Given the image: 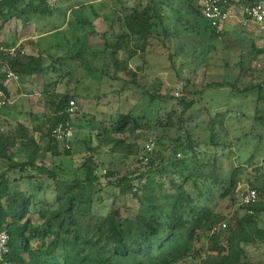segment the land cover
Wrapping results in <instances>:
<instances>
[{"label": "trees", "instance_id": "obj_1", "mask_svg": "<svg viewBox=\"0 0 264 264\" xmlns=\"http://www.w3.org/2000/svg\"><path fill=\"white\" fill-rule=\"evenodd\" d=\"M103 2L107 3L104 16L94 3L79 0H0V32L11 22L23 28L34 25L38 39L52 40L46 48L38 41L35 55L23 52L25 44L18 48L0 44L4 49L0 92L7 99V73L15 75L17 82L42 81V112L39 119H31L30 128L5 114L7 105L0 109V231L8 236V254L0 264H264V227L260 226L264 163H254L255 152L264 146V134L259 132H264V68L258 83L243 87L239 85L249 69L242 61L233 67L225 64L220 79L198 92H190L189 80L181 78L178 99L174 94H148L151 102H175L154 120L117 112L98 129L94 146L89 137L83 142L89 156L80 166L82 178L57 179L59 167L46 163L48 156H70V149L55 141L52 131L60 124L72 125L69 103L79 99L73 90L60 93L56 82L44 81L51 63L77 61L78 67L99 80L117 81L119 74H125L135 83L148 56L166 55L170 62L182 56L181 68L205 64L207 53L225 36V31L217 33L204 21L199 0ZM227 2L253 6L264 0ZM86 12L107 25L104 33L96 32ZM53 17L65 21L42 31L41 23ZM62 44L67 51L54 59L51 51L62 49ZM254 54H264V49ZM48 59L54 61L47 64ZM68 75L70 71L63 76ZM212 89L227 90L229 96L253 95L249 134L230 138V119L239 113L238 121L246 118V110L240 107L228 106L215 115L206 108L204 120L193 112L202 94ZM198 125L208 133L203 142L193 135ZM92 128L98 127L93 124ZM139 131H153L152 138L143 139ZM249 136L257 143L247 160H242L233 147ZM147 142L153 143V150L145 163L139 162L136 158ZM202 143L205 153H200ZM103 154L115 155L120 162H136L100 175L97 158ZM219 154L227 157V165L221 164ZM101 179L112 186V205L104 215L98 206L106 191ZM240 184L256 192L255 203H242L246 190L240 192ZM129 198L136 200V211L126 206ZM217 200H229L232 211L218 213ZM196 245L200 246L197 251Z\"/></svg>", "mask_w": 264, "mask_h": 264}, {"label": "rangeland", "instance_id": "obj_2", "mask_svg": "<svg viewBox=\"0 0 264 264\" xmlns=\"http://www.w3.org/2000/svg\"><path fill=\"white\" fill-rule=\"evenodd\" d=\"M87 3H94L96 10L104 16L106 9L104 6L107 4L102 3L103 6H99L100 2L97 0H79ZM264 3V2H262ZM52 4V3H50ZM89 21L93 22L94 28L98 34H102L106 31L107 25L99 18L94 20L89 12L85 14ZM172 18V16H171ZM64 19H57L56 17L46 19L41 23L43 26L42 31H48L51 26H60ZM68 21V18L66 19ZM68 31V30H67ZM65 31V32H67ZM37 31L31 25L27 28H23L20 25H16L11 22L7 24L0 32V44H36L38 41L41 48H46L51 45L52 40L48 37L38 39ZM225 36L222 41L215 43L213 49L207 53L206 63H197L190 67H180V64L185 62L182 56L173 57V61H169L166 55L152 54L147 57L146 66L144 72L137 74L135 83H132V78L125 74H119V80L111 81L108 78L99 80L98 75L89 74L84 71L83 68L78 67V62L68 61L65 64L51 63L58 57H63L65 51H67V45L62 44V49L51 51V55L54 59H48L47 64H50V71L48 72L47 79L49 82H56V89L58 92L63 93L68 90H73L79 96L75 102V115L72 118L73 140L71 142L70 156L65 158H46L48 165L59 167L55 177L63 180H74L75 178H82L83 171L80 166L83 164L86 157L89 154L84 150V141H87L89 137L93 146L95 145V135L99 128L104 126L109 117L118 113L126 114L131 112L133 116H147L151 120H154L156 115H163L169 112L171 104L159 103L157 100L151 102L149 95L154 97L170 96L174 94V98L178 99L181 95L180 90L183 86L181 78L188 79L190 92H198L205 85L214 82L224 74L221 67L227 64L229 67L237 66L242 61L244 66L249 69L245 73V76L241 80L240 87L250 84L258 83L259 77H261L262 68H264V54H254L259 50L264 49V26L251 25L248 28L242 27H228L225 30ZM56 40V39H55ZM41 41V42H40ZM93 41V40H91ZM96 44L99 41H94ZM93 44H88L89 48ZM31 46V45H28ZM18 48V47H15ZM79 48V47H78ZM77 48V49H78ZM30 50V51H29ZM23 49V52L27 55H35V49ZM91 51V49H90ZM89 52V51H88ZM254 54V55H253ZM130 70H134L133 64H129ZM70 71V75L63 76L65 72ZM179 72L176 74V72ZM9 94L7 107L4 108L5 114H11L15 110V115L11 116L16 122L26 124L28 128L31 127V119L38 118L42 112L41 98L38 96L42 91L41 79L33 80L29 83L22 82H10L9 81ZM20 89L22 96L16 92V89ZM227 90H207L201 98V102H198L193 109V112L201 116V120H204L205 109L209 108L211 115H215L220 112H224L226 109H234L240 107L244 111L246 118L238 121L236 118L241 117L240 113L236 118L232 117L229 121V132L231 140L236 137H242L245 134H249L252 127V113H253V95L229 96ZM149 94V95H148ZM17 95V96H16ZM19 95V96H18ZM229 106V107H228ZM228 107V108H227ZM20 112V115L18 114ZM29 114L31 116H29ZM10 116V115H9ZM95 124L98 128L93 129ZM153 126V123L152 125ZM194 136L199 142H203L207 139L208 133L203 126L198 125L193 127ZM153 131L145 133V131H139L143 133L145 137L143 139L152 138ZM260 135L264 132L259 131ZM138 133V134H139ZM254 135H258L257 132H253ZM230 140V139H229ZM257 139L253 140L251 136L248 139H242L239 145L234 146L233 152H237L242 160H247L249 155L253 152V149L257 143ZM141 144L142 142L139 141ZM139 144V145H140ZM141 146V145H140ZM236 147V148H235ZM156 146H154V150ZM153 150V149H152ZM208 151L205 146H200V153ZM141 152L139 153V156ZM227 152H225L226 154ZM209 155V154H208ZM139 156L136 160L139 161ZM254 163L259 166L264 163V146L259 151L255 152ZM117 156L111 154H103L97 158L100 165L99 174L104 175L107 170L111 172L120 170L122 171L124 165L134 164L136 160H124L122 162L117 160ZM219 160L222 165H227V157H222L219 154ZM233 161L232 159H230ZM140 162V161H139ZM112 163V165L110 164ZM107 179H101L100 186L104 187L105 193L101 197L99 202L104 215L112 205L111 189L112 186H108ZM240 192L245 191L246 187L243 184L239 186ZM50 191L47 192L49 194ZM241 195H238L240 199ZM238 199V200H239ZM237 200V204L239 201ZM116 206H120L119 203ZM126 206L136 211L137 203L135 199L129 198L126 201ZM237 206V205H236ZM216 211L218 213L227 214L232 211L233 204L229 200H217L215 203ZM264 227V221L260 224ZM200 246L196 245L195 250H199Z\"/></svg>", "mask_w": 264, "mask_h": 264}, {"label": "built area", "instance_id": "obj_3", "mask_svg": "<svg viewBox=\"0 0 264 264\" xmlns=\"http://www.w3.org/2000/svg\"><path fill=\"white\" fill-rule=\"evenodd\" d=\"M104 0H97L101 2ZM201 12L204 21L210 28L214 29L217 33H223L228 27H242L248 28L251 25L264 24V3H259L253 6H230L227 0H199ZM0 52H4L2 45H0ZM10 54L14 53V49L9 50ZM7 81L17 82L18 78L12 73H7ZM178 97V94H175ZM8 103V99L0 92V109L4 108ZM68 112L71 119L75 115V102L69 103ZM52 137L55 141L62 144L64 149L69 150L71 148V142L73 140V129L71 124L58 125L52 131ZM153 143L147 142L143 146L142 153L139 156V161L146 162L148 156L152 152ZM105 172V171H104ZM257 195L254 190L246 189V194L242 198L244 205L253 204L256 202ZM221 229L225 228V225L220 226ZM215 228L213 231H217ZM8 236L4 231H0V262L8 254Z\"/></svg>", "mask_w": 264, "mask_h": 264}, {"label": "crops", "instance_id": "obj_4", "mask_svg": "<svg viewBox=\"0 0 264 264\" xmlns=\"http://www.w3.org/2000/svg\"><path fill=\"white\" fill-rule=\"evenodd\" d=\"M33 27H34V30L36 31V28H35V26L34 25H32ZM9 45H14V47H19V46H21V45H24V44H9ZM28 45H31V46H28ZM37 45L38 44H25V47L24 48H26V49H35V51H37ZM30 51V50H29ZM10 82H14V81H10ZM9 81H7L6 83H5V85L7 86V91H8V98H10V94H9ZM16 92L18 93V92H22L19 88L18 89H16ZM19 95H21L22 96V93H18ZM18 95V96H19ZM17 96V95H16ZM39 96V95H38ZM16 113H15V110H13L12 111V113L10 114V118H11V116H13V115H15ZM19 115H20V112L18 113ZM29 116H30V114H29ZM12 120H14V119H12ZM15 121V120H14ZM19 123V122H18ZM27 128H28V126L26 125V124H24Z\"/></svg>", "mask_w": 264, "mask_h": 264}]
</instances>
